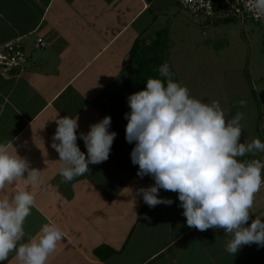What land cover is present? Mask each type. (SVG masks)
Here are the masks:
<instances>
[{"label": "crops", "instance_id": "obj_1", "mask_svg": "<svg viewBox=\"0 0 264 264\" xmlns=\"http://www.w3.org/2000/svg\"><path fill=\"white\" fill-rule=\"evenodd\" d=\"M172 1L0 0V45L20 38L28 55L22 69L0 76V143L11 142L10 151L39 169L41 180L37 186L26 179L6 185L0 198L11 199L19 189L34 194L26 241L38 238L46 223L61 229L50 257L55 260L47 264H264V246L244 245L231 255L225 250L231 237L222 229L189 228L176 192L159 190L171 205L134 201L138 189L154 180L138 176L131 161L127 71L133 46L162 29ZM65 115L77 117V144L85 154L79 134L106 115L109 131L117 134L109 158L89 164V172L69 183H61L62 161L52 148L55 119ZM253 159L264 163V156ZM250 212L249 225L256 216L264 219V184ZM16 261L11 253L0 264Z\"/></svg>", "mask_w": 264, "mask_h": 264}, {"label": "clouds", "instance_id": "obj_2", "mask_svg": "<svg viewBox=\"0 0 264 264\" xmlns=\"http://www.w3.org/2000/svg\"><path fill=\"white\" fill-rule=\"evenodd\" d=\"M191 2L182 0L186 6ZM244 7L256 20L264 21V0H245ZM157 71L158 77L147 79L146 89L127 98L126 140L135 141L131 161L139 166L138 176L154 180L137 194L154 208L173 203L171 198L159 196L160 189L178 193L187 226L199 231L222 229L231 237L225 249L231 255L244 245L264 246V219L256 216L248 224L255 194L264 184V163L239 159L264 152V143L260 139L241 142L242 112L226 118L218 101L192 97L186 86L174 81L167 62ZM238 103L246 105L245 100ZM55 120L52 148L62 161L61 183L72 182L90 171L89 164L109 158L117 135L109 131L110 116L90 125L86 134H79L87 154L77 144V117L65 115ZM11 145L0 143V191L25 179L32 186L39 185L40 170L30 167L16 150L10 151ZM34 206L35 196L26 189H19L11 199L0 198V262L15 253L20 264H46L56 250L63 233L51 222L42 226L38 238L21 242L24 222ZM144 219L151 218L145 214Z\"/></svg>", "mask_w": 264, "mask_h": 264}, {"label": "rangeland", "instance_id": "obj_3", "mask_svg": "<svg viewBox=\"0 0 264 264\" xmlns=\"http://www.w3.org/2000/svg\"><path fill=\"white\" fill-rule=\"evenodd\" d=\"M164 11L162 24L168 35L166 32L167 39L161 36L156 50H166L170 71L178 83L186 86L192 97L218 101L226 118L242 112L241 142L260 139L264 143V26L251 20L211 22L192 15L174 0ZM153 30L134 49L156 45L159 35ZM240 100L246 101L244 107ZM256 156H264V152ZM133 198L137 206L142 205V196ZM26 237L21 242H27ZM51 256L47 262L54 259Z\"/></svg>", "mask_w": 264, "mask_h": 264}, {"label": "built area", "instance_id": "obj_4", "mask_svg": "<svg viewBox=\"0 0 264 264\" xmlns=\"http://www.w3.org/2000/svg\"><path fill=\"white\" fill-rule=\"evenodd\" d=\"M179 6L194 16L206 17L211 22L224 20H251L264 26V21L256 20L248 12L245 0H192L187 6L177 0ZM35 45L42 47L44 43L37 38ZM28 55L20 38L9 40L0 45V76L8 77L15 70H20L27 63Z\"/></svg>", "mask_w": 264, "mask_h": 264}, {"label": "trees", "instance_id": "obj_5", "mask_svg": "<svg viewBox=\"0 0 264 264\" xmlns=\"http://www.w3.org/2000/svg\"><path fill=\"white\" fill-rule=\"evenodd\" d=\"M224 21H231V20H224ZM217 23V22H216ZM219 23V22H218ZM167 29L162 28L157 31L159 37L157 44L153 46L147 45L145 46L146 49L143 47L139 50L134 49L131 52V63L129 65L128 71H127V83H126V91L128 93V96L131 95L134 92L146 89V81L149 77L156 78L158 77V68L160 65H162L164 62H167L170 67V62L168 60V57L166 55V50L164 48H160L161 50L158 52L156 50V46L160 45L159 39L161 36H163V39H167L166 35ZM166 37V38H165ZM160 47V46H159ZM174 81H177V78L173 75ZM264 140V139H263ZM244 158L245 160H251L253 157L251 155H246ZM108 253H114L116 250L109 249ZM118 252V251H117Z\"/></svg>", "mask_w": 264, "mask_h": 264}]
</instances>
